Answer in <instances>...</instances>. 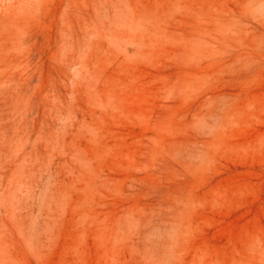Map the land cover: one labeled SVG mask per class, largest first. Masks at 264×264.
<instances>
[{
    "label": "rangeland",
    "instance_id": "rangeland-1",
    "mask_svg": "<svg viewBox=\"0 0 264 264\" xmlns=\"http://www.w3.org/2000/svg\"><path fill=\"white\" fill-rule=\"evenodd\" d=\"M0 264H264V0H0Z\"/></svg>",
    "mask_w": 264,
    "mask_h": 264
}]
</instances>
